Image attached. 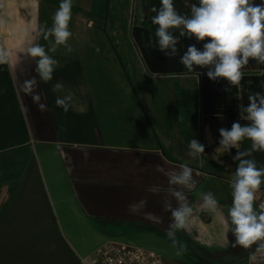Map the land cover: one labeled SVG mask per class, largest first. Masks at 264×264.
I'll list each match as a JSON object with an SVG mask.
<instances>
[{
  "label": "crops",
  "instance_id": "0c3cea01",
  "mask_svg": "<svg viewBox=\"0 0 264 264\" xmlns=\"http://www.w3.org/2000/svg\"><path fill=\"white\" fill-rule=\"evenodd\" d=\"M59 3L0 0V48L9 53L0 64V264H84L82 258L108 240L157 251L165 264H179L180 243L174 246L169 233L175 230L172 210L185 202L193 209L187 226L216 225V235L229 236L224 221L232 199L224 189L231 187L233 170L219 169L204 154L189 155L169 131L160 138L153 121L161 104L137 100L135 88H115L105 72L110 75L113 66L103 55L90 69L89 38L78 29L95 30L83 7L100 13V0H73L69 30L75 36L67 45H54L51 35L45 39ZM34 44L46 51L55 47L48 54L60 61L47 82L35 70L38 58L28 52ZM192 75L200 88L187 90L198 97L197 109L180 112L176 94L172 121L177 131L190 124L196 131L190 136L203 144L202 74ZM33 77L35 83L26 85ZM57 83L62 87L54 91ZM57 97H71L67 112L55 104ZM241 103L236 95L240 115ZM181 164L192 169L188 184H170V177L181 175ZM205 192L218 200L215 212L203 207ZM246 252L238 253L243 264Z\"/></svg>",
  "mask_w": 264,
  "mask_h": 264
},
{
  "label": "clouds",
  "instance_id": "9594fccd",
  "mask_svg": "<svg viewBox=\"0 0 264 264\" xmlns=\"http://www.w3.org/2000/svg\"><path fill=\"white\" fill-rule=\"evenodd\" d=\"M72 5L73 0H60L59 7L52 16L53 24L45 32V39L49 35L53 36L54 45H67L69 37L72 36L69 30ZM151 11L156 13L151 18L152 23L158 25L155 31L158 38L157 50L165 56L172 57L177 54L178 39L169 32L170 28L182 25L181 35L187 38L195 36L198 41L210 38L203 44L202 51L195 45L187 46L180 62L189 71L194 66L214 65L206 73L208 78L215 81L218 77H224L232 85L239 86L244 76L242 68L248 64L249 58H253L257 65L264 62V0H199L198 5L191 6L190 16L179 14L174 0H160L159 9L154 6ZM168 49L171 51H167ZM48 51H55V47ZM48 51L42 44H34L28 49L32 57L38 58L35 70L44 82L52 79L54 66L58 63ZM8 57V51L0 48V64L6 63ZM34 83L35 77L31 81H25L26 85ZM60 87L62 85L57 83L53 90ZM258 87L264 89V80L259 81ZM25 90L31 93L30 87ZM247 93V106L241 103L238 107L242 117L250 123L242 125L239 121H233L230 129H219L222 139L217 150L222 153L235 148L237 154L233 159L239 160L231 184L232 205L228 209V219L224 221V226L235 236L234 247L239 245L250 249L255 245L248 253V264H264V204L259 205V212L254 209L255 192L264 183V167L258 168L254 160L241 159L255 151H264V91H253L249 88ZM69 99L71 97H57L55 104L67 112L69 105L66 101ZM34 100L39 101V95L34 96ZM39 107L44 109L43 104ZM244 113L247 115L244 116ZM244 140L251 144V148L242 150ZM188 148L195 150L189 151V155L195 156L204 153L205 145L198 143L196 139H190ZM179 167L183 169L181 175L170 177L169 183L187 185L192 169L188 164H181ZM173 195L180 201L186 200L178 190H174ZM203 207L215 212L218 200L210 192H205ZM192 211L187 202L172 210L171 227L185 228Z\"/></svg>",
  "mask_w": 264,
  "mask_h": 264
},
{
  "label": "rangeland",
  "instance_id": "374dc122",
  "mask_svg": "<svg viewBox=\"0 0 264 264\" xmlns=\"http://www.w3.org/2000/svg\"><path fill=\"white\" fill-rule=\"evenodd\" d=\"M135 1L100 0V13L87 9L88 5L82 6L85 11L87 10L84 15L95 22L94 29L96 30L86 31L84 29H78V35L83 38H89L87 41L89 51H87L89 55L93 56L92 62L90 63L91 67H89L91 69L95 64L100 65V60L96 59L103 55L105 62L111 63L113 66L110 75L107 70L105 72L106 77L112 79L115 88H135L137 100L161 104V108L154 110L159 117L153 121L156 132H160L159 137L162 138L161 136L165 133L167 134L169 131L171 138L175 139L177 135L179 147L183 146L185 151H193L188 148V142L190 139H194V136L190 135L196 133V131L193 132L194 130L192 131L190 124L187 126V122L186 131H182L181 129L179 131L175 130L177 125L172 121L174 120L172 118L173 107L170 104L174 101L172 96L178 94L179 90L182 88L191 90L200 88V83H198L192 73L153 74L149 70H146L131 34ZM151 18L149 22H152ZM149 28H151L150 25ZM71 32L72 36H75V29H72ZM70 49L72 50V46ZM83 55L86 57L85 53ZM63 56H66V54ZM221 78L225 81L227 80L224 77ZM231 91L232 88H228L227 95L221 97L226 103L227 111L230 109ZM182 113L186 115L185 111H182ZM234 120L239 121L242 125L250 123V121L244 119L238 113ZM194 122L193 120L192 123ZM161 126L163 127L162 129H160ZM189 128L191 131H188ZM162 145L166 147L167 141L164 140ZM234 173L233 171V178ZM261 186L264 187L262 184ZM224 190L232 199L231 187H227ZM259 197L264 198V194L262 192L255 194L254 209L257 212L259 211L255 205L256 199ZM229 202L230 205H226V210L232 205V201L230 200ZM195 224L193 227L186 225L183 229H175L172 231L174 237L171 239L175 242L174 246H178L176 242L178 241L181 247L179 248L180 251H177L175 254L176 257L179 256L177 259L179 264H243V258H238L239 251L246 250V253H249L255 248V245L250 249H244L239 245L234 247L233 242L235 236L231 231H229V236L227 234L224 235L223 232H219L223 235H216V225L203 228V225L200 226V223ZM215 224H219V221Z\"/></svg>",
  "mask_w": 264,
  "mask_h": 264
},
{
  "label": "water",
  "instance_id": "95a60500",
  "mask_svg": "<svg viewBox=\"0 0 264 264\" xmlns=\"http://www.w3.org/2000/svg\"><path fill=\"white\" fill-rule=\"evenodd\" d=\"M147 20V0H136L131 34L144 64L153 74H181L184 72L202 74V136L203 144L205 145L203 154L236 171L239 160H234L233 157L236 156L237 150L231 148L229 151L222 153L217 150L220 147L219 141L222 139L219 129L222 127L230 129L232 122L235 121L227 113L226 103L221 97L227 95L228 88L237 87V95L241 96L243 105L247 106V90L249 88L253 91H264V89L258 87L259 81L264 80V62H262V65H257L254 63L255 60L253 58H249V61L253 64L242 68L244 76L239 86L232 85L228 80L225 81L221 77L213 81L207 77L206 73L209 68H214V65L205 67L194 66L193 70L189 71L180 62V57L187 51L188 45H195L202 51L203 44L210 38L206 37L205 41H198L195 36L187 38L180 33L177 37V54L168 57L157 50L158 38L155 36V31L146 26ZM167 51H171V49ZM248 70L260 71V73L246 72ZM243 115L246 116L247 114L244 113ZM249 148H251V144L247 140L242 141V150ZM241 159L254 160L258 168L264 167V151H255L249 156L241 157Z\"/></svg>",
  "mask_w": 264,
  "mask_h": 264
},
{
  "label": "built area",
  "instance_id": "2783aa9c",
  "mask_svg": "<svg viewBox=\"0 0 264 264\" xmlns=\"http://www.w3.org/2000/svg\"><path fill=\"white\" fill-rule=\"evenodd\" d=\"M264 204V198L256 199V208ZM259 256V253H257ZM84 264H165L163 255L154 250L108 240L88 256L82 258ZM248 264V255L246 257Z\"/></svg>",
  "mask_w": 264,
  "mask_h": 264
},
{
  "label": "trees",
  "instance_id": "16d2710c",
  "mask_svg": "<svg viewBox=\"0 0 264 264\" xmlns=\"http://www.w3.org/2000/svg\"><path fill=\"white\" fill-rule=\"evenodd\" d=\"M199 0H174V6L176 11L181 14V15H186L190 16L191 15V6L193 4L198 5ZM156 7L159 9L160 7V0H147V9H148V14L150 15H156L155 12H152L151 9L153 7ZM149 25L151 26V29L156 31V28L158 25H154L152 22H149ZM182 25L178 26L176 28H170L169 32L174 35L175 37H178L179 34L181 33L182 30ZM236 95H237V88L234 87L230 93V109L227 111L231 119H234L237 115L236 111ZM197 100L198 97L196 94L191 92L190 90L187 89H181L179 90L177 94V105H178V110L180 112L185 111L186 115H192L194 111L197 109ZM213 164L217 165L218 168H223V165L218 164L216 161H212ZM220 166V167H219ZM264 186V183H262ZM260 189L264 191V187L260 186Z\"/></svg>",
  "mask_w": 264,
  "mask_h": 264
},
{
  "label": "flooded vegetation",
  "instance_id": "af4514ba",
  "mask_svg": "<svg viewBox=\"0 0 264 264\" xmlns=\"http://www.w3.org/2000/svg\"><path fill=\"white\" fill-rule=\"evenodd\" d=\"M258 2H259V0H257ZM149 20H150V15L148 14V20H147V24H146V26L147 27H149ZM255 64H256V62H254ZM249 64H253V63H251L250 61L248 62V64L247 65H249ZM246 72H249V73H260V71H253V70H248V71H246ZM231 88H234V87H231ZM237 88V87H236ZM236 121V120H235ZM217 162V161H216ZM218 164H220V165H223V164H221V163H219V162H217ZM224 166V165H223ZM224 167H226V166H224ZM228 169V168H227Z\"/></svg>",
  "mask_w": 264,
  "mask_h": 264
}]
</instances>
